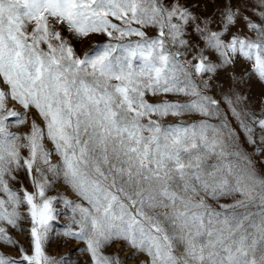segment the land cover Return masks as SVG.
<instances>
[{"label": "snow or ice", "instance_id": "6c2138e0", "mask_svg": "<svg viewBox=\"0 0 264 264\" xmlns=\"http://www.w3.org/2000/svg\"><path fill=\"white\" fill-rule=\"evenodd\" d=\"M257 9L264 21V0ZM238 16L231 3L218 16L201 17L181 0H0V244L16 247L9 228L23 231L26 220L32 246L31 255L19 248L20 260L0 254V264H72V253L59 261L45 253L58 218L57 198L47 192L61 178L80 201L60 198L72 213L63 236L83 242L91 264H122L118 254L105 253L114 241L134 250L128 259L144 253L147 264H264V177L207 94L218 69L238 59L264 81V24L245 16L255 38L234 34ZM148 27L157 29L155 38L146 37ZM64 29L76 39L102 34L108 42L80 56ZM189 30L202 47L191 43ZM133 36L139 39L113 43ZM162 94L189 99H145ZM9 100L24 112L8 108ZM223 101L256 144L253 125L264 132V115L237 111L239 95ZM30 109L43 126L33 119L27 133H11L9 118L28 123ZM185 115L206 119L160 123ZM20 171L33 192L11 187ZM237 195L220 210L208 203ZM253 204L259 213L247 211Z\"/></svg>", "mask_w": 264, "mask_h": 264}, {"label": "rangeland", "instance_id": "374dc122", "mask_svg": "<svg viewBox=\"0 0 264 264\" xmlns=\"http://www.w3.org/2000/svg\"><path fill=\"white\" fill-rule=\"evenodd\" d=\"M181 3L190 7L197 15L201 17L206 16H218L219 12L223 10L225 3H231L233 10L239 9V16L237 18V23L232 27L231 32L241 36H251L254 37V34L249 32L247 28V22L243 17H248L251 21L257 24H264V21L260 17L254 14L257 9V0H181ZM198 5V7H197ZM114 23H119V21L113 20ZM134 27H139V25H133ZM58 28L62 26H57ZM215 27V26H214ZM146 33L147 38H155L157 36V29L148 27L143 29ZM28 31H31V25L28 27ZM190 40L193 45L199 44L203 46V42L198 40V37L194 32H191ZM62 36L66 37L69 40V43L74 48L76 53L80 56H83L86 52H91L96 45L104 44L108 42V37L102 34H91L84 39H76L67 32L66 29L62 31ZM227 38V37H226ZM139 37H127L123 41H113V43H126L129 40L136 41ZM197 49H189V52L195 51ZM209 56V59L214 63H219V59L215 53H206ZM191 59V55L188 57ZM207 78V77H205ZM211 85L208 90V95L219 101V107L223 113L228 117V121L232 128H234L239 137V143L242 149L247 152L253 161L254 167L257 173L264 177V144L260 143L261 135H264V132L255 125H253L254 132L253 138L256 140V144L250 145L247 142V139L244 133L239 128L236 120L232 117L231 112L228 109V106L223 101V96L234 97L239 95L241 101L239 104H236L235 107L237 111L242 109H249L253 114L260 117L264 115V81H261L255 76L250 75V66L238 59L234 64L229 65L226 68L218 69L217 73L209 81ZM0 87L6 88V86L0 85ZM145 99L149 103H161L163 101H178L180 103H185L188 101L189 97L186 96H177L172 94H162L157 96L146 95ZM8 108L15 109L17 112H24V109L17 104L15 101L9 100L7 104ZM15 118H9V128L8 130L13 134L27 133L30 130L31 121L36 120L38 124L43 126V123L35 112L34 109H30L27 114L28 123L23 125L16 126L11 123ZM152 119H157L153 116ZM202 119H206L199 115H185L180 117L168 116L163 118L160 123L163 126L169 125H178V124H192L198 122ZM147 123V120L144 121ZM210 123H218V120H210ZM45 146L51 149L52 145L45 141ZM257 149H261L259 154H257ZM21 155L27 156V150L22 149ZM53 163H58L59 158L53 157ZM13 190L19 191L21 187L27 189L28 192H33L31 183L27 177L25 171H20L16 174V180L10 182ZM49 197L57 198L54 201L53 207L58 214V218L54 221L53 231L50 232L47 243L45 244V253L53 259L60 260L62 257H68L69 253H72L70 260L72 264H91V257L86 251V245L78 240L68 239L63 236V231L71 224V210L66 208L60 198H67L68 200L79 203V198L70 190V188L63 183L62 178L55 180L52 184L50 190L47 192ZM240 196H232L227 198H222L219 203L208 201L214 208L220 210L219 204L232 205L236 201L240 200ZM245 208L237 209V212H244ZM247 211L252 214H257L261 211L258 205H248ZM21 212H27L26 207L21 208ZM30 223L28 221H21V228L23 231H17L9 228V235L16 241V247H12L6 244H0V254L11 257L16 260L21 259V253L19 251L20 247H23L27 254H32L31 246V236L30 232ZM80 251H77V250ZM134 250L128 248L123 241H114L110 246L105 249V253L108 255L118 254L119 259L122 261V264H147L148 257L144 253H136L133 259H128V257L133 255Z\"/></svg>", "mask_w": 264, "mask_h": 264}]
</instances>
